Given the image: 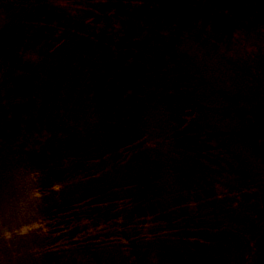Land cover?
<instances>
[{
    "label": "trees",
    "instance_id": "16d2710c",
    "mask_svg": "<svg viewBox=\"0 0 264 264\" xmlns=\"http://www.w3.org/2000/svg\"><path fill=\"white\" fill-rule=\"evenodd\" d=\"M42 1L18 0L20 16L0 31L1 88L7 89L8 71L23 69L29 73L34 67H20L21 61L10 58L15 49L34 46V32L48 43L38 56L48 58L50 42L60 48L61 36H66L71 44L92 43L90 47L98 50L104 62L101 81L90 88L96 120L91 132L65 134L57 139L58 131L45 128L43 122L31 119L22 108L9 113L4 128H0V147L17 150L33 174L39 175V203H44L45 208L41 209L40 227L53 236L60 234L55 230L57 213L67 210L76 215L82 228L78 232L83 236L101 228L118 227L119 221L121 227L129 228L149 213L161 214L160 220L152 224L154 231L140 235L146 240L164 238L172 248L160 243L129 246L117 235L105 236L104 244L107 248L117 246L120 255L122 249L129 247L143 249L156 260L154 264H237L244 250L252 261L264 264V165L259 160L247 161L250 166L242 165L232 159L226 146L242 144L235 146L236 152L237 146L252 143L258 148L264 140L261 107L255 97H264V47L233 52L230 47L240 29L263 36L264 0H74L78 9L70 15L69 11L63 12L68 18L59 19L63 28L59 27L57 34L41 25V18L46 17L43 15H52L50 10L41 9ZM30 8L40 13L35 14ZM240 21L246 23L240 25ZM186 38L196 40L207 52L210 49L203 46H225L227 53L219 59L226 68L228 63L246 77L247 84L241 91L238 81L232 82L228 69L227 85L219 90L223 102L220 114L229 123L222 136L224 142L213 140L216 137L203 123L200 105L185 90L177 70L165 72L157 64V60L161 63L171 59L161 40L167 43ZM38 60L39 57H30L25 62ZM152 76L165 92L171 142L176 158H180L172 176L177 189L166 201L158 188L152 189L158 184L159 169L150 158L143 132V87ZM21 79H16L19 86ZM6 100L5 96L0 97V103ZM12 108L10 104L9 109ZM53 138L57 140L52 141ZM207 138L211 140L209 145L205 143ZM33 142L41 146L36 148ZM57 143L62 148L60 156H66L65 166H57L53 160L59 155L53 149ZM226 175L228 182L222 179ZM156 203L173 204L169 209ZM71 246L73 242L68 245ZM60 247L53 242L48 248L60 251ZM141 253L144 252H133L128 258L135 264H149V256L144 254L142 259ZM100 256L90 258L91 264H129L127 259L107 250ZM67 259L60 264H80Z\"/></svg>",
    "mask_w": 264,
    "mask_h": 264
},
{
    "label": "rangeland",
    "instance_id": "374dc122",
    "mask_svg": "<svg viewBox=\"0 0 264 264\" xmlns=\"http://www.w3.org/2000/svg\"><path fill=\"white\" fill-rule=\"evenodd\" d=\"M71 1L74 0L42 1L41 9H48L52 13L49 16L43 15L46 17L41 18V25L46 26L49 33L57 34L58 28H63L61 26L63 21L59 19L62 17L64 19L68 18V14H63L64 11H69L70 15L73 9H78L79 4ZM17 5L18 0H0V31L5 30L12 19H17L20 16L21 10ZM30 10L35 14L40 13L36 8H30ZM245 23L243 21L239 22L240 25ZM34 33H36L34 46L29 44L31 48L20 49V51L15 49L10 54L11 60L16 58L21 61L20 67L25 64L34 67L30 69L29 73L23 69L22 71L10 70L5 79L7 80V89L1 88L0 84V97L5 96L7 98L6 101L0 103L1 130L5 126L3 122L9 113L22 108L25 109L24 113H28L31 119L33 118L40 124L43 122L42 125L45 128L50 127L54 132L58 131L56 134L57 139L65 134L73 136L76 133L86 134L91 132L95 128L96 120L93 118V98L90 88L93 83L101 81L103 56L96 48L90 47L92 43L78 42V44H71L69 43L70 37L66 36H61L60 48H55L54 42H50L49 53L51 55L48 58H46V55L43 57L38 56V52L46 50L48 43L40 40V33ZM161 42L163 48L168 50L171 59L164 60L161 63L157 60V64L162 65L165 72L172 68L177 70L178 77H181L184 82L185 90L190 94L192 100L200 105L203 123L211 130V135L216 137L213 140L224 142L222 136L225 134L229 123L220 114L223 102L218 93L219 90L225 89L227 85L228 69L233 75L232 82L238 81L239 87L247 84L245 83V75L241 76L239 69L234 66L231 69L228 63V68H226L225 63L219 59L227 53L228 48L224 46L220 49H214L203 46L210 49V52H207L196 40L187 38L167 41V43L161 40ZM257 46L259 50L263 49L264 33L263 36H258V34H250L248 31L240 29L237 31L236 38L230 47L233 52L245 48L252 50ZM35 52L37 55H34ZM30 57H39V60L31 63L25 62V59ZM167 62L170 64L168 68ZM18 77L23 78L20 86L16 82ZM152 79L154 77H149L143 87V132L147 135L145 142L148 150H150V158L153 162H157L159 169L157 171L158 184L153 185L152 189L158 188L159 194L166 201L171 198L177 189L176 178L174 180L172 176L175 175V168L178 166L176 164L180 161V158H176L174 145L171 142V131L167 121L169 116L167 117L164 106L165 92L157 86V81ZM244 88L242 87L240 90L242 91ZM255 97L259 101L257 106L261 107L260 115L264 122V97L258 94ZM10 104L13 107L12 110L9 109ZM57 139L53 138L52 141ZM210 141L207 138L205 143L209 145ZM59 143L53 147L54 151L59 154L53 160L57 166H65L67 159L66 156H60L62 148ZM32 145L36 148L41 146L35 144V142ZM236 145L242 144L234 142L226 145L227 151L232 154L233 160L235 158L240 164L247 166H250L246 163L247 161L259 160L264 165V140L258 148L252 146V143H247L243 146H237L235 152ZM33 171L28 168L25 158L21 154L19 155L17 150L0 147V264H47L48 261L60 264L67 257L74 259V261L78 260L80 264H91L90 258L95 260L104 250L127 259L129 264H135V261H131L128 257H132L133 252L136 253L141 250L144 252L141 253L142 259L146 254L149 256V264L156 262L143 249L138 250V248L129 247V250L122 249L123 252L120 255L116 249L117 246H115L116 248H107V245L104 244L107 241L105 236L110 235H117L122 243L129 246L147 247L154 243H160L172 248V244L164 238L146 240L140 235L143 232L154 231L151 230V227H154L152 224L157 219L160 220L161 214L154 216L149 213L147 217L140 220L138 225L129 228L121 227V221H119L116 222L118 227L101 228L93 231L92 235L83 233V236L82 233H79L82 228L77 224L76 215H73V211L67 210L61 214L57 213L55 230L60 231V234L51 235L50 231H44L40 227L43 218L42 211L45 208L44 203H39L40 195L37 189L39 187L37 182L39 175H34ZM60 171L64 172L63 167ZM220 176L218 175V178ZM227 178L226 175L222 179L228 182ZM234 185V178H232V187ZM56 204L60 205L61 203ZM156 204L170 209L173 203ZM64 206L67 205L64 204ZM82 227L84 226L82 225ZM203 231L207 234V231ZM61 234H66L69 237L67 239L62 238ZM72 235L77 237L72 238ZM53 242H56V245H61L62 250L57 251L48 248L50 243ZM72 242L74 246L68 247ZM243 252L244 254H242ZM240 257L241 262L237 264H255V262L259 264L257 260H251L250 253L246 250L241 252Z\"/></svg>",
    "mask_w": 264,
    "mask_h": 264
}]
</instances>
